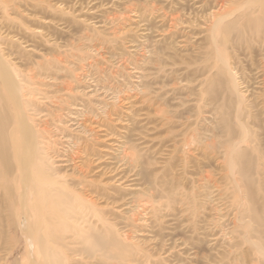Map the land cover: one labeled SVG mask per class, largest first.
Listing matches in <instances>:
<instances>
[{"label": "rangeland", "instance_id": "1", "mask_svg": "<svg viewBox=\"0 0 264 264\" xmlns=\"http://www.w3.org/2000/svg\"><path fill=\"white\" fill-rule=\"evenodd\" d=\"M15 1L0 50L86 215L29 225L0 178V264H264V0Z\"/></svg>", "mask_w": 264, "mask_h": 264}, {"label": "bare ground", "instance_id": "2", "mask_svg": "<svg viewBox=\"0 0 264 264\" xmlns=\"http://www.w3.org/2000/svg\"><path fill=\"white\" fill-rule=\"evenodd\" d=\"M20 4H22V1L0 0V13L1 11L5 13L7 11H14ZM224 17L225 16L222 18ZM222 18L220 17L217 21H213V25L216 26L219 24L222 21ZM5 54L6 56H9L12 52L8 51L3 53L0 50V78L5 91V95H0L3 99L5 98L2 101L3 106L0 107V178L6 179L11 177L12 181L10 182L9 180L6 184L7 189L10 191L12 190L15 193L14 199L11 201H15V205L20 206L24 210L26 209L28 221L25 222H28L29 225H31V222L33 221L41 225L42 223L51 224L52 221H62L63 219L70 217L69 214H71V211L76 212L82 218V216L86 214L83 210V203L80 202V198L77 199V197H79V192L77 193L74 188L62 186L59 179L55 178L56 172H54V170L48 165V158L50 157L48 156L49 151L52 150L53 152L54 150L49 149L51 146L40 145L41 143L46 144L43 140L49 138L47 137L49 136V124L48 122L43 121L42 126L39 124L40 127H37L38 129H36L34 125L28 123L27 111L21 100L20 93L18 92L19 85H17L14 80L15 76L13 73L16 72H14V69L11 68L9 63L5 60ZM57 60L59 61L61 58L45 60V62L37 61L33 68H26V73H28L29 76L28 80L31 81L36 76L47 75L51 67H53L52 65L57 62ZM64 88L69 89V92L71 86L70 84H65ZM9 105L14 112L15 125L8 131V128H10L13 121L9 118L12 116L7 114ZM60 130L61 129L58 131ZM80 138L77 137L75 141H70L68 139L72 142L71 144L68 143L71 145L70 152L66 151L69 153L61 154L60 156L58 155L63 164L76 158H80V153L88 154L92 152V148L87 144V141H81ZM55 156L57 157V155ZM70 164L71 163L68 165ZM88 168L89 167H87V169L85 168V170L81 169L79 171L80 176L75 179L73 187H83V189H86L85 191L89 190L90 193H92L94 189L82 179ZM24 218L26 220V217ZM24 235L28 236L32 242L35 240L33 233L28 232ZM82 242H84L88 252H91L94 249L93 247L98 244V240H93L92 236L86 237ZM39 247L43 255L47 257L51 256L52 251L50 248L41 244Z\"/></svg>", "mask_w": 264, "mask_h": 264}]
</instances>
